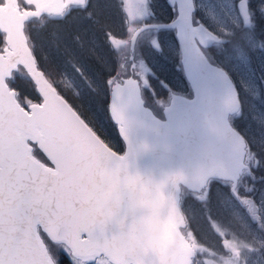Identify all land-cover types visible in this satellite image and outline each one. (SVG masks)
<instances>
[{
    "label": "snow or ice",
    "instance_id": "1",
    "mask_svg": "<svg viewBox=\"0 0 264 264\" xmlns=\"http://www.w3.org/2000/svg\"><path fill=\"white\" fill-rule=\"evenodd\" d=\"M4 4L0 0V6ZM19 4L24 8L23 13L15 9L19 40L12 16L0 9V264H61L63 254L72 264H114L99 250L104 241L95 217L98 178L120 171L138 155L133 137L139 134L137 125L145 114H150L157 131L163 127L171 132L179 122L202 117L209 125L210 134L204 138L209 162L181 182L179 207L187 197L207 205L211 193L219 190L220 206H227L230 220L264 234V194L256 198V181L264 179L257 171L264 169V158L232 123L243 116L244 108L221 63L240 61L254 80L257 68L264 73V20L258 23V17H264V0H168L172 18L166 23L156 18L152 0H139L135 12H127L121 0H115L124 35L108 28L94 39L73 34L71 50L55 63L37 52L30 38L32 26L46 17L67 19L74 12L97 23L94 0H19ZM165 37L177 45L187 81L183 93L160 80L166 95L158 94L153 85L156 74L141 51L147 46L162 53ZM83 52L88 55L82 56ZM98 65L112 69L103 86L107 114L127 141L119 155L66 98L72 89L87 99L99 94ZM18 76L32 84L36 99L15 88ZM221 85L227 86L223 96ZM253 119L264 126V114ZM206 213V219L212 216L210 208ZM212 219L223 236L222 222ZM179 222L183 227L186 218L181 216ZM186 238L195 242L188 245L185 264H264V235L257 237L253 248L225 239L223 246L230 255L218 258L190 230ZM248 252L254 260L242 256Z\"/></svg>",
    "mask_w": 264,
    "mask_h": 264
},
{
    "label": "water",
    "instance_id": "2",
    "mask_svg": "<svg viewBox=\"0 0 264 264\" xmlns=\"http://www.w3.org/2000/svg\"><path fill=\"white\" fill-rule=\"evenodd\" d=\"M17 7L24 12L19 0H5L0 9L12 16L19 40ZM219 92L226 94L227 86L221 85ZM137 127L133 145L138 155L120 171L98 178L95 217L104 241L99 250L114 264H185L192 242L184 231L187 222L180 225L184 215L176 198L181 182L209 162L204 150L209 125L202 117L179 122L171 132L163 127L157 131L150 114H145ZM127 155L125 150L123 156Z\"/></svg>",
    "mask_w": 264,
    "mask_h": 264
},
{
    "label": "rangeland",
    "instance_id": "3",
    "mask_svg": "<svg viewBox=\"0 0 264 264\" xmlns=\"http://www.w3.org/2000/svg\"><path fill=\"white\" fill-rule=\"evenodd\" d=\"M95 2V19L102 24L103 28L111 29L112 32L117 33L118 35H124L125 25L122 23L121 12L117 11L114 0H111L109 4L105 3V6L101 7L100 0H94ZM199 2V0H198ZM139 3V0H121V4L126 7L127 12H135L136 5ZM153 9L156 10L159 14V17H163L165 10L168 9V6L160 0H152ZM127 12L124 13L123 19L127 20ZM197 15L203 16L202 12H198ZM75 18L77 16L75 15ZM79 23H72V27L76 30H80L78 33L81 37L85 39L92 38L94 39L97 36V33L90 30V26L86 28L87 21L83 20L84 16L81 13L80 17L77 18ZM105 22H104V21ZM260 20H264V17H258V23ZM103 21V22H102ZM92 22V21H91ZM97 22V23H98ZM207 22V21H205ZM83 24V26H82ZM82 26V27H81ZM129 26L130 21H129ZM36 26L32 27L33 33L37 32ZM81 27V28H80ZM100 29V28H99ZM73 34H76L73 32ZM72 34V35H73ZM32 35V33H31ZM71 36L69 38H64L65 36H59V41L61 42V47L59 49V54L56 53V50L53 51L49 46L52 45L50 40L45 39L41 34H37L35 39V48L40 56L45 58L50 63H55L60 61L65 57L68 52L71 50L69 48V43L71 42ZM54 37L55 39L57 38ZM164 50L162 53H157L154 50L144 46L141 51L146 60L155 67L158 66V73L168 77L170 81L176 86L177 90L180 92H185L184 89L187 88V83L183 79L182 75L179 76L176 70V64L174 60L177 56V45L173 42L171 38L165 37L163 43ZM106 51V49H104ZM103 52V49L100 50ZM82 56H87L88 53H81ZM99 55V53L97 54ZM139 55V53H137ZM95 59V58H94ZM256 59H259V53H257ZM224 67L233 77L237 89L240 94V101L243 104L244 114L243 116L233 120L235 127L243 131V134L248 138L249 143L252 145L253 150L262 158H264V126L259 125L256 120L253 119L257 114H264V73L260 72V69L257 68V77L253 79L250 70L244 66L240 61L235 60L234 58L230 61H224ZM97 83L101 86V91L99 94L93 96L92 99H87L84 96L76 95V89H72L67 95L70 98L77 101V103L85 109L89 115L101 123L100 120V100L103 101L108 97L105 94L103 81L106 79V76L112 71L108 69L107 71L102 69L101 66H97ZM18 84H27L28 83L21 77L16 78ZM158 111V109H157ZM99 123V124H100ZM117 143V142H116ZM118 144V143H117ZM258 177H264V169L257 171ZM257 183V200L261 199L262 194H264V179L256 181ZM242 194L243 193L242 191ZM211 199L213 201L207 205H202L198 201L188 199L187 204V213L189 221V229H191L194 235H197L198 240L205 247L209 248V252L215 251L217 258L219 256H229L230 253L223 246V241L225 239L230 240L233 243H238L240 245L248 244L250 248L257 246V237L264 234H258L255 231H248L245 227H242L240 223L230 220V213L227 206L221 207L219 201L221 200V193L219 190H214L211 193ZM232 204L239 208V204L234 199ZM211 209V215L207 216L206 209ZM243 212V209H240ZM245 218L249 219V222L252 223L247 214L244 213ZM212 217L217 218L221 221V231L224 235L221 236L216 228L217 223ZM211 221V223H210ZM253 229L256 228V224L252 223ZM195 242V239L192 238V243ZM242 256L250 260H254L255 257L252 256L251 252L246 254L242 253ZM211 257H206L205 259H210Z\"/></svg>",
    "mask_w": 264,
    "mask_h": 264
},
{
    "label": "trees",
    "instance_id": "4",
    "mask_svg": "<svg viewBox=\"0 0 264 264\" xmlns=\"http://www.w3.org/2000/svg\"><path fill=\"white\" fill-rule=\"evenodd\" d=\"M100 1L102 2L101 7L105 6V3L109 4L111 2V0H100ZM114 2H115V0H114ZM161 2H162V4H163V2L166 4V0H161ZM166 6H168V5L166 4ZM94 11H95V7H94ZM80 14L81 13H75L74 12L72 15H70L67 19H64V20H60L59 18H56V17L42 18L41 20L34 23V25H33V26H36L35 28L37 29V32L33 33V30H31L32 35L30 36V38H31L32 43L34 44L35 39H37L36 35L41 34L45 39L51 41L52 45H50L49 47L53 51L56 50V53L59 54V49L61 47V42L59 41V39H60L59 36H65L64 38H69V36H71L73 34V32H75V33L81 32L80 30H77V29L75 30L72 27V23H79L77 18L80 17ZM75 15L77 16V18H75ZM171 18H172V10L168 7V9L165 10V12H164L163 17H160V20H162L161 22H167ZM83 20H85V19H83ZM85 21H87L86 28L88 26H90L91 27L90 30H92L93 33L96 32L97 36L102 35V32L104 30V28L102 27L103 26L102 24H100L99 22L93 23V22L88 21V20H85ZM82 26H83V24H82ZM56 35H58V36L55 39L54 37H56ZM94 35H95V33H94ZM110 35H111V33H110ZM0 46H2V44H0ZM174 63L176 64V70L178 72V75L179 76L182 75L183 79L187 83L186 78L182 73L180 64L178 63V53H177V56L174 60ZM150 66L152 68V71L156 74V79L153 80V85H154V87H156L158 89V94L166 95V92H164L163 89L159 88V81L160 80H163L166 83H169L170 87L173 90L180 92L179 90H177L176 86L173 84L172 81L169 80L168 77H165L164 75H160V73H158V70H159L158 66L155 65V67H153L151 64H150ZM106 78H107V76H106ZM23 80H24V82L26 81L28 83V85L27 84H18L15 80V82H14L15 88L17 90H19L24 96L36 99V97L32 91V84L27 79H23ZM186 89L187 88H185L184 91H186ZM66 98L69 99V102L72 103L73 106L76 107L77 110L83 114L82 118H85L86 121L90 123V126H92L94 128V130L97 131L98 135H100L101 138L104 139L113 148V150H115L119 153L123 151L124 145H123V142H122V140L118 134V130L111 123V118L107 114V99L106 98L103 101L100 100V116L99 117H100L101 123L98 122L97 120H95L94 118H92L89 115V113L77 103L76 100L70 98L69 95H67ZM233 125H234V123H233ZM188 199H190V197H187L183 200V208L181 210H182V212L186 218V221H187L186 231L190 230L191 232H193L191 229H189L190 225H189V221H188V213L186 210L187 204H188ZM212 201H213V199L210 200L209 203H211ZM195 237L197 238V235H195ZM60 259H61V264H72L70 258L67 256V254L61 255Z\"/></svg>",
    "mask_w": 264,
    "mask_h": 264
},
{
    "label": "flooded vegetation",
    "instance_id": "5",
    "mask_svg": "<svg viewBox=\"0 0 264 264\" xmlns=\"http://www.w3.org/2000/svg\"><path fill=\"white\" fill-rule=\"evenodd\" d=\"M160 2H161V0H160ZM162 3V2H161ZM21 5V7H23V5L22 4H20ZM153 7V6H152ZM154 10V9H153ZM154 12H155V15H156V18L158 19V20H160V17H159V15L157 14L158 12H157V9L156 10H154ZM160 21H162V20H160ZM229 73V72H228ZM230 74V73H229ZM230 76H231V74H230ZM232 77V76H231ZM232 79H233V77H232ZM233 81H234V79H233ZM234 83H235V81H234ZM236 85V84H235ZM237 87V86H236ZM185 233H188V231H186ZM190 240H192V238H190Z\"/></svg>",
    "mask_w": 264,
    "mask_h": 264
}]
</instances>
